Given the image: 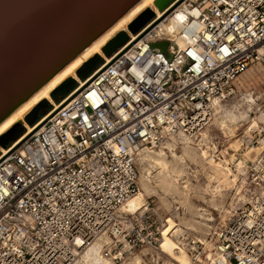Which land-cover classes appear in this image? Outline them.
I'll return each instance as SVG.
<instances>
[{"label":"built area","instance_id":"built-area-1","mask_svg":"<svg viewBox=\"0 0 264 264\" xmlns=\"http://www.w3.org/2000/svg\"><path fill=\"white\" fill-rule=\"evenodd\" d=\"M181 2V30L148 26L152 18L37 129L0 151V264H72L94 240L112 260L120 248L155 247L153 212L118 210L138 191V152L180 135L199 142L214 101L264 61V0ZM161 41L164 51L151 47ZM237 139V150L257 147L242 160L252 191L213 231L208 256L200 239L180 238L190 264H264V124Z\"/></svg>","mask_w":264,"mask_h":264},{"label":"bare ground","instance_id":"bare-ground-1","mask_svg":"<svg viewBox=\"0 0 264 264\" xmlns=\"http://www.w3.org/2000/svg\"><path fill=\"white\" fill-rule=\"evenodd\" d=\"M181 0H176L169 4L167 7H165L163 10H158L157 7L154 5V0H139L137 3L132 5L125 13H123L112 25H110L106 30H104L98 37H96L92 42H90L85 48H83L71 61H69L65 66H63L59 71H57L48 81H46L42 86H40L34 93H32L25 101L20 103L7 117H5L0 122V141H3L10 135H12L14 132H16L23 124H27L25 118L31 117L39 108H41L43 105L49 104V101L53 100L51 97V94H56L61 89H63L66 85L70 83V81H78L79 87L72 91L67 97L62 101H67L69 98L74 96V94L84 86L86 83L89 82V80L92 77H87V79H80L77 74V69H86L91 63L95 61L96 56L105 60V63L109 61V58L111 55L115 53L122 52L125 50L132 42L136 40L138 35L133 34L129 31L127 28V25L132 22L135 18L139 16L141 12H143L145 9H149L151 12H153V21L150 23L151 26L153 23L160 21V25H162L166 31L171 32H178L182 29V21L185 18V14L182 12L181 9H187L186 6L181 2V4L177 5ZM174 8V9H173ZM173 9V10H171ZM189 13L195 14L193 11L189 10ZM165 17V18H164ZM120 31H123L129 39L121 45L116 51H114L110 56H106L102 50V48L109 46L111 44V41L116 37V34ZM185 43V40L183 38H178L176 40V44L179 47H182ZM264 60V59H263ZM254 65V64H253ZM105 65H99L97 68L98 72L101 70ZM248 66L246 70L251 67ZM95 68V69H96ZM246 70H244L242 73H244ZM241 73V74H242ZM96 74V73H95ZM240 74V75H241ZM239 75V76H240ZM238 77V76H237ZM236 77V79H237ZM235 79V80H236ZM234 80V83H235ZM247 101L251 103H254V100L251 96V94L247 95ZM245 99V98H244ZM221 102L214 101L212 105V118L210 122L207 124V126L200 132L199 136V142H206L207 139V133L206 128L211 124L218 126L220 128H228L227 120L231 123H236L238 120L246 119L245 113L239 112V115L234 114L233 112H224L222 114L219 109ZM248 104V107L250 106ZM54 106L51 111H49L45 116H43L39 121H37L33 126L30 125L28 129H26L21 136L14 142L13 147L19 144V142L25 138L28 134L33 132L35 129H37L42 122L52 113L54 112L60 105H52ZM260 120L261 123L264 124V112H261ZM49 114V115H48ZM252 122V126L256 127L258 124L256 122ZM29 125V124H27ZM251 126V127H252ZM180 140L183 144V155L182 156H176V154L171 153L172 157L176 159L174 164H171L167 162L165 159V152H163L160 148H163L165 143L167 141H173ZM188 138L184 135H180L178 137H170L169 139L165 140L162 143V146L158 147L160 149L158 152L153 151L152 149H143L138 152L136 159L143 165V170L146 172V176L141 177L144 179H148L150 184H154L155 188H160L164 192H171V191H179L177 188V183H175V180H173L172 175H176V177L180 176L183 172V168L186 166V162L190 161L194 165H199L201 169H209V171L213 175L208 176V183L206 185V189H203L202 191L204 193H209L210 201H212V204L214 205V202L220 198L223 194L226 192L232 191L234 189V180L235 175L231 172L230 169L227 168V162L226 160L220 159L219 161L214 160L213 156H206L205 151L201 152V154H197L193 150V148L190 146ZM238 142V139H236L235 143ZM166 148L170 149V151L173 149V145L166 144ZM236 149V144L233 148V150ZM254 150H257V147H250L246 150V153H252ZM3 153L5 154L6 150L5 148L3 150ZM245 153V154H246ZM242 161L238 160L237 163V171L239 173L243 174L242 170ZM149 165L153 167L155 170L153 172L148 171L147 168H144V166ZM227 164V165H226ZM205 165L207 167H205ZM230 171V172H229ZM209 174V173H208ZM234 174V175H233ZM244 175V174H243ZM185 191H180V194L183 196L184 199L187 198V191L188 187L184 186ZM240 191V190H236ZM139 195V189L137 193H135L132 197H130L128 200H126L123 204L120 205L119 211L121 213H127L132 214L135 212H140L141 210L133 209L132 204L135 201V199ZM244 197L241 192H236L234 195L232 202L229 204L231 205L233 202H244ZM140 202V201H138ZM234 206V205H233ZM236 206V205H235ZM144 207V206H143ZM142 207V208H143ZM229 208V207H228ZM232 208V207H231ZM198 211V216L200 219L204 218L201 214V210ZM225 214L229 213L228 210H223ZM205 221L211 220L210 218H205ZM166 220V219H165ZM164 220V221H165ZM165 225L162 226L163 229L167 227L166 233L168 237L162 238V232L159 231V242L158 245L154 248L159 250L160 252L166 256L172 264H190V260L188 255L186 254L185 250L180 246V236L183 235V228L178 225H168V222H164ZM198 225H204V223L197 222ZM191 228L186 227V229ZM163 241V243H162ZM162 243V244H161ZM161 244V246H160ZM204 244V243H203ZM212 246V245H211ZM211 246L205 247V250H207V253L209 255ZM100 247H101V241L94 240L91 242L82 252L79 253V255L76 257L74 262L72 264H113L111 262V259L105 258L100 255ZM158 247V248H157ZM206 253V254H207ZM206 255V256H208ZM132 264H140V259L135 258Z\"/></svg>","mask_w":264,"mask_h":264},{"label":"water","instance_id":"water-1","mask_svg":"<svg viewBox=\"0 0 264 264\" xmlns=\"http://www.w3.org/2000/svg\"><path fill=\"white\" fill-rule=\"evenodd\" d=\"M138 1L0 0V122ZM171 1L153 3L163 10ZM153 16L145 9L127 28L135 34ZM127 40V35L120 31L102 50L110 56ZM165 46V41L151 45L160 51ZM96 58L86 69L76 70L80 79L96 68V62L101 61ZM73 88L71 80L51 97L67 94ZM36 118L35 112L25 120L32 125ZM20 134L19 129L10 141ZM6 139L0 141L4 142L3 147L8 144Z\"/></svg>","mask_w":264,"mask_h":264},{"label":"rangeland","instance_id":"rangeland-1","mask_svg":"<svg viewBox=\"0 0 264 264\" xmlns=\"http://www.w3.org/2000/svg\"><path fill=\"white\" fill-rule=\"evenodd\" d=\"M102 62V59L100 62H96V67ZM253 64L251 68L238 78L236 85L234 84L235 89L233 94L221 102L219 109L222 114H224V112H233L236 115H239V112L245 113L246 119L238 120L236 123H230L227 120L228 128L224 127L223 129L212 125V120L211 124L205 130L207 133V137L205 138L207 139L206 142H189L190 146L195 152H197V154H201V152L205 151L207 157L213 156L216 161H219L220 159L226 160L228 164H226L227 168L237 175L235 176L234 189H232V191L223 194L213 205L212 201H210L209 193L206 194L202 191L203 189H206L208 176L213 174L209 169L203 170L199 165H194L190 161H187L186 166L183 168V172L179 177L172 175L173 180L178 184L177 188L179 191H171L167 193L158 187L155 188V185L150 184L148 179H141V177L146 176L147 174L143 170V165L136 160L139 195L133 202L132 208L142 210V207L146 205L147 209L153 212V215L157 218V221L160 224L159 231L163 229L162 226H164V222L167 221L168 225H178L183 228V235L180 236V238L185 236L196 237L203 241L205 247H210L213 240V231L223 225L229 218L230 214L233 213V210L237 206H241L243 203L239 201L236 203L233 202L229 205L236 192H241L246 200L249 193L252 191L251 184H249L248 180L242 173L237 171L236 166L238 160L242 161L243 159H250L252 155L251 153H246L247 149L237 150L238 145L235 141L241 134L250 133L252 128H254L251 121L256 122L258 126L259 124H263L258 118H260L259 116H261V112H264V61H257ZM76 85L77 83L74 81V88ZM67 94L59 93L55 95L54 98H52L53 100L49 101V104L37 110L36 119L47 110L51 109L52 105H56L57 101L59 102L63 96L65 97ZM248 94H251L252 98L255 99L254 103L250 104V102L247 101L246 96ZM248 104H250L249 107ZM29 127L30 125L23 124L19 128L21 134ZM19 129L5 140L8 144L13 142L10 140L14 134L18 133ZM3 143L4 142L0 143V150L4 149L2 146ZM166 144L173 145V149L171 151L170 149H167ZM235 144L236 149L233 150ZM160 149L165 152V159L171 164L176 162V159L172 157L171 153L176 154L178 157L183 155V144L180 140H175V142L167 141L164 147ZM160 149L153 148L152 150L158 152ZM254 152H257V150H254ZM207 166L205 165V167ZM144 168H147L150 172L155 170L153 167L146 164ZM184 186L188 187L186 199L180 194V191H185ZM198 209L201 210V214H204V218L200 219L197 215ZM223 210L230 211L228 214H225ZM205 218H210L211 220L205 221ZM197 222L204 223V225H198ZM190 226L191 228L186 229V227ZM167 227L168 226L163 229V239L164 237H168L166 233ZM158 242L159 240L156 242L157 244L155 247L158 245ZM155 247H152V244H144L141 247L134 249H126V247L123 249H117L120 254H116V260L111 259V262L113 264H132L137 257L140 259V264H172V262L159 251L160 247L159 250H154ZM206 255H208V253Z\"/></svg>","mask_w":264,"mask_h":264},{"label":"trees","instance_id":"trees-1","mask_svg":"<svg viewBox=\"0 0 264 264\" xmlns=\"http://www.w3.org/2000/svg\"><path fill=\"white\" fill-rule=\"evenodd\" d=\"M99 65H100V64H99ZM65 96H66V95H65ZM63 97H64V96H63ZM57 102H58V101H57ZM47 111H48V110H47ZM47 111H46V112H47ZM46 112H45V113H46ZM45 113H44V114H45ZM44 114L40 115V116L38 117V119H40ZM46 114H47V113H46ZM38 119H36L35 122H36ZM35 122H34V123H35ZM34 123H33V124H34ZM22 134H23V133H22ZM22 134H21V135H22ZM21 135H20V136H21ZM18 138H19V137H17V138L15 139V141H16ZM15 141H14V142H15Z\"/></svg>","mask_w":264,"mask_h":264},{"label":"crops","instance_id":"crops-1","mask_svg":"<svg viewBox=\"0 0 264 264\" xmlns=\"http://www.w3.org/2000/svg\"><path fill=\"white\" fill-rule=\"evenodd\" d=\"M252 66H253V65H252ZM252 66H251V67H252ZM251 67H249V68H251ZM249 68H248V69H249ZM248 69H247V70H248ZM247 70H246V71H247ZM246 71H245V72H246ZM245 72H244V73H245ZM242 74H243V73H242ZM242 74H241V75H242ZM239 75H240V74H239ZM239 75H238L237 79L235 80V83H234L235 85H236V82H237L238 78L241 76V75H240V76H239ZM235 85H234V86H235Z\"/></svg>","mask_w":264,"mask_h":264}]
</instances>
